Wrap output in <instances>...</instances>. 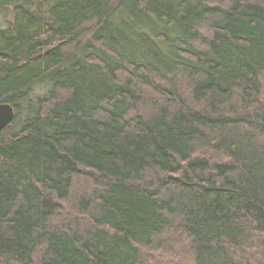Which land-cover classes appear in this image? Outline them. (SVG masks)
Masks as SVG:
<instances>
[{
  "label": "trees",
  "instance_id": "obj_1",
  "mask_svg": "<svg viewBox=\"0 0 264 264\" xmlns=\"http://www.w3.org/2000/svg\"><path fill=\"white\" fill-rule=\"evenodd\" d=\"M2 10L0 264H264V0Z\"/></svg>",
  "mask_w": 264,
  "mask_h": 264
},
{
  "label": "rangeland",
  "instance_id": "obj_2",
  "mask_svg": "<svg viewBox=\"0 0 264 264\" xmlns=\"http://www.w3.org/2000/svg\"><path fill=\"white\" fill-rule=\"evenodd\" d=\"M11 20H12V13L10 12V10H2V11H0V29H2V28L3 29L8 28L9 27V23H11ZM34 92H35V94L32 93V95H31V97L33 99H37V98H40V97L48 94L47 93V89L44 86L37 87ZM48 92H49V90H48ZM24 109H26L25 106L23 107L22 111ZM25 117H26V113L24 111V113L21 114L18 117L17 124L15 126H13V128H10L9 130H11V131L13 130L14 132H16L18 130L19 124L22 123V121L25 120ZM9 136H10V132L7 131V133H4V135H3L2 138H7ZM2 138L0 139V141L3 140Z\"/></svg>",
  "mask_w": 264,
  "mask_h": 264
},
{
  "label": "water",
  "instance_id": "obj_3",
  "mask_svg": "<svg viewBox=\"0 0 264 264\" xmlns=\"http://www.w3.org/2000/svg\"><path fill=\"white\" fill-rule=\"evenodd\" d=\"M15 120V110L10 104L0 103V133L9 129ZM2 159L0 147V161Z\"/></svg>",
  "mask_w": 264,
  "mask_h": 264
}]
</instances>
